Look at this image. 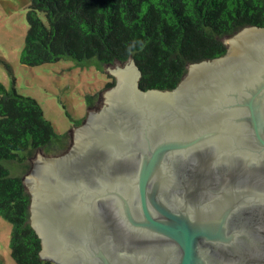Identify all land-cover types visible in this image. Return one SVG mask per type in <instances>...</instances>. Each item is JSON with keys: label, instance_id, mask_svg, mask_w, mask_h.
Listing matches in <instances>:
<instances>
[{"label": "water", "instance_id": "water-1", "mask_svg": "<svg viewBox=\"0 0 264 264\" xmlns=\"http://www.w3.org/2000/svg\"><path fill=\"white\" fill-rule=\"evenodd\" d=\"M172 89L134 58L70 148L23 179L54 264H264V26L224 39Z\"/></svg>", "mask_w": 264, "mask_h": 264}, {"label": "trees", "instance_id": "trees-1", "mask_svg": "<svg viewBox=\"0 0 264 264\" xmlns=\"http://www.w3.org/2000/svg\"><path fill=\"white\" fill-rule=\"evenodd\" d=\"M21 62L40 66L70 57L100 65L134 58L144 89H172L191 63L221 56L224 39L246 26H264V0H31ZM10 75L12 70L0 58ZM113 77V76H111ZM115 79L105 82V88ZM34 98L0 82V161H23L20 151L64 143ZM31 196L23 178L0 162V214L12 224L17 264H54L40 257L30 223Z\"/></svg>", "mask_w": 264, "mask_h": 264}, {"label": "rangeland", "instance_id": "rangeland-1", "mask_svg": "<svg viewBox=\"0 0 264 264\" xmlns=\"http://www.w3.org/2000/svg\"><path fill=\"white\" fill-rule=\"evenodd\" d=\"M30 3L31 0H0V58L13 73L10 75L0 63V82L9 92L15 91L18 95L36 99L44 116L53 123L56 130L61 134L67 133L63 144L53 143L38 149L43 157L61 155L72 144L73 129L86 120L89 111H98L103 106L105 94L112 87L105 88V82L111 81L113 77L116 82V77L100 65L96 58L77 61L65 57L40 66L22 63L21 53L28 31L27 11ZM35 151H20L22 162H0L12 175L24 179L32 166L30 158L34 157ZM25 187L29 193L26 184ZM11 230L12 224L0 214V264H17L11 255Z\"/></svg>", "mask_w": 264, "mask_h": 264}]
</instances>
